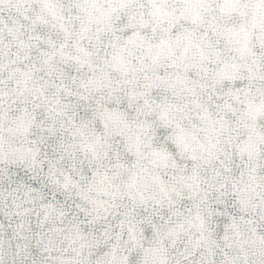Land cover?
Returning <instances> with one entry per match:
<instances>
[{"label": "clouds", "instance_id": "clouds-1", "mask_svg": "<svg viewBox=\"0 0 264 264\" xmlns=\"http://www.w3.org/2000/svg\"><path fill=\"white\" fill-rule=\"evenodd\" d=\"M0 264H264V0H0Z\"/></svg>", "mask_w": 264, "mask_h": 264}]
</instances>
